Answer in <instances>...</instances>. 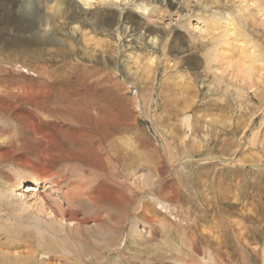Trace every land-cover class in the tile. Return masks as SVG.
<instances>
[{
    "label": "rangeland",
    "instance_id": "rangeland-1",
    "mask_svg": "<svg viewBox=\"0 0 264 264\" xmlns=\"http://www.w3.org/2000/svg\"><path fill=\"white\" fill-rule=\"evenodd\" d=\"M56 47L61 51L58 60L44 69L32 66ZM14 67L22 72L10 74ZM2 84L43 88L45 95L50 94L45 104L48 120L80 119L77 110L90 107L93 111L94 104L119 113L126 130L108 134L113 147L122 152L123 177L116 179L124 182L127 195L129 187L156 179L155 169H159L167 183L161 195L170 192L172 183L184 182L179 201L185 210L191 207L189 214L204 215L203 232L198 229L205 236L202 241L211 240L224 264H264V240L258 239L260 232L264 237V0H126L118 5L94 0L89 6L83 0H0ZM3 98L10 100L0 97V143L8 144L15 134L29 143L34 132L22 127L24 122L4 106L8 101ZM90 121L99 133L108 125ZM68 130V136L54 133L55 150L70 151L81 145L77 139L90 134ZM189 181L198 184L196 198L185 185ZM20 182L17 187L13 178L0 175V264L36 256L34 249L41 243L45 251L34 256L37 263L64 264L63 251L46 249L48 243L39 237L48 234L51 239L48 230L71 224L56 223L47 207H40L34 191H26L30 179L24 176ZM212 182L235 210L243 205L239 211L246 216L244 224H226L229 216L222 214V208L228 207H218L208 188ZM229 185L235 186L229 189ZM43 190L44 184L39 192ZM147 192L135 196L137 202L130 195L128 211L139 206L140 197L149 214L160 216L149 205ZM134 218L133 213L126 218L120 247L132 240L121 264L194 263L188 256L184 263L164 255L167 239L178 245L177 232L164 241L161 224L130 223ZM225 226L235 229L236 243L227 241ZM132 231H136L133 236ZM114 254L111 250L106 258ZM195 264H211V257L202 252Z\"/></svg>",
    "mask_w": 264,
    "mask_h": 264
},
{
    "label": "bare ground",
    "instance_id": "bare-ground-1",
    "mask_svg": "<svg viewBox=\"0 0 264 264\" xmlns=\"http://www.w3.org/2000/svg\"><path fill=\"white\" fill-rule=\"evenodd\" d=\"M92 1L94 0H83L84 5L88 6ZM97 1H101L102 3L107 1L115 5L126 2V0ZM127 4L130 3L127 1ZM145 10L146 7L142 8V11ZM20 16L24 18L26 17V13L21 12ZM55 43L56 41L53 40L52 44ZM60 54V49L56 47L50 53V56L39 60L37 59L32 66L34 68L44 69L49 64H52L53 60H58ZM4 71L5 69L2 70L1 73L3 72L4 75L7 74V71ZM24 71L30 72L31 70L30 68H26ZM8 72L10 74H18L16 72L21 73L22 71L18 67H14ZM33 72L35 73L36 71L33 70ZM23 76L25 77L24 73ZM19 77L21 78L20 75ZM1 86L0 97H7L10 99L8 101V99L3 98L5 101H8L7 105L3 102L4 106L6 108H11L12 114L16 115L25 123H23L22 127L32 130L35 135L28 139L30 141L29 143H26L27 140H23L24 137L19 138L16 134L10 137V141L8 140L10 143L7 140L8 144H6V142L0 143V175L3 176L4 179L13 178V183H15L17 187L21 184L20 179L26 176L31 181L25 186L26 191H34L33 194L40 200V207L45 205L50 214L53 215L54 220H57L55 221L56 223L67 222L71 224H62L61 227L63 230H48L47 233L50 232L52 236L51 239L48 238V234L39 237L44 242L48 243L46 249L52 251L59 249L63 251L60 256L63 258L64 264H91V261L103 263V260L106 262L116 260L121 264V257L124 255L127 245L132 240L131 238L127 239V245L123 248L120 247L123 243L126 218L132 213L135 218L130 223H135V221L139 223V221H141L142 223L149 224L154 222L157 223V226L161 224V231L166 237L164 241L170 238L173 232L178 233V245H175L170 239L164 242L166 247L164 255L167 258L176 259V261L185 263L186 258L184 256H188L191 261H194L193 264H195L200 254L206 252L211 257V264H224L225 259L222 258L221 251L213 247L211 240H205L206 243L202 241V239H205V236L199 232L198 229L202 231L200 227L205 226L204 223L200 224V220H202L204 215L197 217L196 215L189 214L188 212H191V207L188 206L185 210L182 207L183 204L179 201V191L184 189V182L181 181L183 184L181 182L172 183L171 186H169L170 192L161 195L164 184L166 185L167 183L164 178L161 179L162 175L159 174L161 173L159 169H155L156 179H152L151 177L150 180L143 182L141 186L129 188H131L130 195L134 202L138 201V198H135V196H139L140 192L148 191L147 193L150 194L149 199L151 201L149 205L151 204L152 208L160 213V216L149 214V212H147L149 211L148 207L141 202L140 197L139 206L135 204L131 212L128 211L127 207L129 205L126 206V203L132 200L130 195L128 196L126 193L128 189H126L124 182L122 180L118 182V179L123 177L121 174L122 171H124L122 167L120 171V165L122 164H120V162L123 159L121 155L122 152L113 147V142L110 139L111 134H108L111 130L117 133L126 130L123 128L122 119H119V113L112 112L104 105L98 106V104H94L96 108L93 111H91L88 106V108L77 110L76 113L82 117L80 119L62 118V120H48L45 104L50 94L45 95L43 88L40 86L28 88L16 86L13 88L6 85L3 86V84ZM131 91L134 92L133 96H136V90L132 88ZM92 105L93 103L91 101L90 106ZM28 107L31 110L28 109ZM90 120L103 122V125L107 123L108 125L103 127L101 133H99L97 132L98 130L93 129V123ZM183 120L187 122L186 117L183 118ZM51 126H53L52 128L55 132L50 128ZM73 128L83 129L87 133L90 131V134H87L89 136L85 139H77L80 141L78 143L81 145L70 151L60 152L55 150L52 146V144H56L57 141L55 138L56 136L54 137V133L57 134V136L60 134L68 136L70 134V130L68 129ZM73 137L75 136H72V138ZM72 144L76 143L74 142ZM33 152H35V154H33ZM4 162L5 165H2ZM4 167L6 170L3 169ZM123 168L126 169L125 166ZM10 172L13 174L12 176ZM19 172L25 175L22 176L23 174ZM175 172L177 173V171ZM116 177L118 179H116ZM159 179L162 180L161 183L156 182H160ZM42 184H44V190L39 192ZM185 185H187L189 191L191 190L192 193H194V198L199 196L198 192L195 190L197 189V183L189 181V183H185ZM234 186L235 185H229L227 188L232 189ZM208 188L212 189L210 192L213 194L219 208H222V206L228 207V209L222 208V214L224 216H229L225 219L227 221L226 224H229L230 221L232 222L230 226L234 223L238 225L245 223L244 219L246 216L244 211H239V209L243 208V205L239 207L238 210H235L234 204L228 201L229 197L219 191L220 186H214V182L210 183V187ZM146 196L148 195H145V197L141 196V199H145ZM203 209L207 210L206 208ZM182 212H184L186 216L182 217ZM234 216H237V219L234 218ZM229 218L234 220H230ZM171 219L177 222V224ZM89 223H93V225L88 227L87 225ZM225 227V232H228V235H230L227 241L229 243H231V241L235 242L237 239L234 233L235 229H230V227L227 226ZM156 229V227L150 228V233L153 234L152 230L155 231ZM132 233H136V231L131 232L133 236ZM260 233L263 234V232ZM260 233L258 239L264 240V237H261ZM198 243L203 247V251L198 247ZM179 245H181V247H179ZM240 246L243 248L242 245ZM111 250L114 251V256H108L106 258V254ZM40 251H45V248L42 249V243L37 244L34 249L36 256L32 254H30V256L26 255L27 257L24 256L23 258L17 259L15 264H43L41 263L43 261L39 263H37V260L35 261V257L38 256ZM59 261L61 260L59 259ZM139 264L144 263L140 261Z\"/></svg>",
    "mask_w": 264,
    "mask_h": 264
}]
</instances>
